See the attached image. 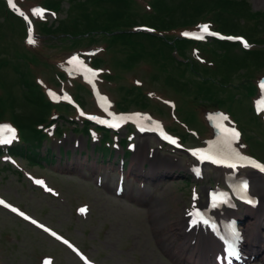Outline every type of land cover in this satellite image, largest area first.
<instances>
[{
    "label": "rangeland",
    "instance_id": "374dc122",
    "mask_svg": "<svg viewBox=\"0 0 264 264\" xmlns=\"http://www.w3.org/2000/svg\"><path fill=\"white\" fill-rule=\"evenodd\" d=\"M68 1L62 0L60 9L55 10L56 15L49 12L42 15L35 7L42 4L40 0H18L35 21L39 18L57 26L62 25L57 24L63 22L62 19L70 21L76 17L80 20V29L97 25L91 20L85 24L79 7L66 15L70 12ZM90 1L96 4H89ZM162 1L164 9L172 10L166 19L174 25L156 29L142 23L146 22L141 20L143 13L151 9L147 0H138L139 5H130V10L139 15L133 16L137 29L126 30L134 34L128 35L130 40L109 41L110 45L107 41L110 35H104L100 29L93 38L84 36L85 39L77 42L72 38L42 39L40 35L29 43L22 37V24L18 19L6 21L0 2V77L10 93V108L14 113L22 119H34L41 111L39 104L27 99L21 83L22 73L27 69L23 61L31 56L28 52H35L39 61L32 64V72L48 99L54 100L55 90L60 104H65L62 95L67 93L71 96L70 103L78 110L103 119L110 113L125 110L132 114L131 123L124 120L118 129H106L86 122L72 108L60 105L68 111L53 110L48 116L55 118L54 122L50 127L45 126L48 131L55 124L63 126L52 137L46 136L47 145L53 151L51 163L32 164L20 156L10 163L8 157H0V195L71 239L96 264H218L214 257L216 249L212 247L216 241L207 230L193 228L191 209L195 200L191 198V191H198L205 205L206 192L222 186L224 174L219 168L202 162L201 176L196 179L187 176L195 162L188 149L175 150L158 141L155 130L159 125L152 120L173 133L186 147L196 145L197 150L203 152L209 142H230L228 134L211 140L215 138L217 124L223 127L217 115H224V126L238 134L235 146L264 163V119L256 111V99L261 92L260 75L264 74V59L260 57L264 53H258V57L247 56L237 45L212 44V40L191 41L181 47L173 38L181 33L182 25L177 23L186 19L195 21V17H188L197 8L219 6L218 0ZM76 2L87 8V12L90 6H106L107 13L97 19L100 24L109 12L118 11L116 4L123 0ZM246 2L248 6L244 8L242 4L236 9L224 7L222 15L229 26L226 31L245 34L250 40L260 39V33L264 32V13L259 11H264V0ZM90 10L92 12V7ZM206 20L215 26L209 18L201 17L189 28H197L198 22ZM256 26L253 33L249 31ZM253 47L258 44L253 43ZM92 50L96 53L89 58L88 52ZM225 54L233 57L231 62L223 61ZM88 59L91 66L93 59L99 61L95 66L97 79L83 80L78 75L81 71L89 74ZM251 63L256 66L249 70L244 67ZM220 79L226 82L220 83ZM92 82L110 99L107 111H99L94 105L88 89ZM0 106L7 107L1 120L11 121L7 102ZM53 114H66L68 119ZM96 116L94 119L99 120ZM118 121L111 118L100 123L111 127V123ZM75 126L79 129L73 130ZM132 133L131 141L136 147L129 154L127 147ZM114 143L119 147L113 150ZM138 151L143 164L133 161ZM58 152L63 155L61 158ZM121 155L126 158L123 167ZM153 160L158 161L161 168L151 173L148 168ZM250 171L253 170L242 168L240 174L250 177L251 192L262 199L264 190L258 186L264 189V179ZM119 177H123L120 190L117 189ZM247 213H253V208L219 207L216 217L239 218L245 229L246 248H251L254 242L248 240L246 226L252 221L244 223L243 219ZM179 220L188 235L192 236L191 230H200L206 237L203 258L191 254L190 248L183 257H177L178 241L174 240L172 223ZM258 222L262 233L264 219L259 217ZM184 241L192 245L189 239ZM45 256H52L54 264H82L54 239L0 207V264H41ZM262 257L257 255L247 264H264Z\"/></svg>",
    "mask_w": 264,
    "mask_h": 264
},
{
    "label": "trees",
    "instance_id": "16d2710c",
    "mask_svg": "<svg viewBox=\"0 0 264 264\" xmlns=\"http://www.w3.org/2000/svg\"><path fill=\"white\" fill-rule=\"evenodd\" d=\"M2 2V13L5 15L6 21H11V18L18 19L22 24V37L26 36V30L25 25L20 17H18L12 10H10L5 2L3 0H0ZM17 4H19L18 0H16ZM42 4H35L41 5L44 8H48L50 10H58L61 7L62 0H40ZM85 2V0H83ZM149 3V6L151 7V11L143 13L141 20L146 21L142 22L145 24L152 25L154 28L159 29L162 27H166L169 25H174L169 23L168 16L172 13L171 9H164L163 1L162 0H147ZM219 6H212L210 5L208 8H197L188 18L193 19L195 17V20L203 17L205 15H210V17L214 20V22L217 24V27L222 30L226 31L228 26V20L224 19L222 13L224 11V7H231L233 9H236V7H240L242 4V7H246L247 2L246 0H218L217 1ZM138 4V0H123L122 3L116 4V9L118 10L114 13L109 12L104 19L101 20L100 24L97 23V19L99 18L100 14L107 13V7L104 5L101 6H90L92 7V12L90 8H83L79 5L76 0H69L68 4V10L69 13H66V15L72 14L74 10L77 9V7L80 9V17L83 19L84 23L87 24L90 20L93 24H97L96 26H87L85 29H80V23L79 19L72 18L70 21H67L65 19H62L63 22H57V24L62 25H53L51 23H48L47 21H38L36 23V34L43 35L45 39H53L58 37L60 40L62 39H71L75 42L79 41L80 39H85L84 36L93 38L94 34L97 33V30L100 29L104 33V35H110V39L107 38L108 44L110 45L109 41H112L113 43H116L117 40H130L128 38V35L134 34V32H128L127 29L133 27L137 24V21L134 19L135 14L132 10H130L131 4ZM89 4H96L94 1H90ZM122 5V6H121ZM215 5V4H214ZM219 7V8H217ZM213 8V9H210ZM212 11H215L214 13ZM260 14L264 13V11H259ZM256 12V13H259ZM139 16V15H138ZM72 21V22H71ZM186 22L177 23L179 25H182V27L189 26L193 24L194 21L190 22L187 19L184 20ZM71 24H67L70 23ZM258 26L252 27L249 29L250 32H254L255 28L257 29ZM71 28V29H69ZM79 28L78 30H76ZM229 30V29H228ZM96 32V33H95ZM230 32V31H228ZM234 33V32H232ZM263 35V37H260V39H256L254 41L260 42L264 44V32L260 33V35ZM63 35L64 37H62ZM80 35L81 38H78L77 36ZM174 40L180 43L181 47H184L185 44L189 43V40H186L184 38L178 37L176 34L174 35ZM214 42L219 43H226L228 45H237L239 50L243 52L244 55L247 56H254L258 57V53H264V47L263 48H254L250 50H244L242 49L238 44L228 42V41H218L215 40ZM214 42L212 44H214ZM107 44V45H108ZM74 47V46H73ZM30 54V57H26V61H23L27 69H25L22 73L21 83L25 87V93L27 96V99L30 102H35L36 104H39L41 111L38 112V114L35 116L34 119H22L20 115H17L13 112V109L10 108L12 103V100L10 99V93L3 82V80L0 77V104L7 102L8 104V111L10 113V119L16 124V126L19 129L20 137H21V143H16L15 145H12L9 149L12 153L19 154L23 156L25 159H27L30 163H38V161H46L50 162L52 151L49 147L46 149H42L43 147V141L46 138V133L38 128V124L45 123L48 119V115L50 112H52L54 105L48 100L47 96L44 92L39 88L38 83L35 81V72H32V64L37 63L39 60L37 58V55L35 52H28ZM24 56V55H23ZM237 59V57H234ZM261 59H264V56L261 55ZM227 59V60H226ZM233 57L225 54L223 61H229L231 62ZM37 61V62H36ZM222 61V62H223ZM95 63H98V60H94ZM245 68L249 70V68L256 66L255 63L251 64H244ZM220 83H224L226 81L220 79ZM9 99V100H8ZM57 107V106H56ZM57 109H59L57 107ZM7 110V107L0 106V117H2L3 112ZM2 119V118H0ZM49 122L46 123H50ZM1 153V150H0Z\"/></svg>",
    "mask_w": 264,
    "mask_h": 264
},
{
    "label": "bare ground",
    "instance_id": "6f19581e",
    "mask_svg": "<svg viewBox=\"0 0 264 264\" xmlns=\"http://www.w3.org/2000/svg\"><path fill=\"white\" fill-rule=\"evenodd\" d=\"M133 161H138V162L143 164V158L140 155V151L135 153ZM159 165H160V163H158V161H154V160L151 161L150 166L148 168V171L151 173L152 172L154 173L155 171L157 172L159 170V168H161V167H159ZM226 171H227L226 168L222 169L223 173ZM258 188L261 191L264 190V189H262L261 185H259ZM257 206H259V204ZM259 217H262L264 219V211H262L260 208L257 207L255 210H253V213H247V215H245V217L243 219H245L244 223L246 221H248L249 219L252 221V222H250L249 225H247V226L245 225L246 229L249 230L248 234H247L248 240L249 241L252 240L254 242V243H252V246L254 247L255 251L259 252V253H257L259 256H260V252H261V255H263L262 258H264V232L260 233V230H259L260 225L258 222ZM262 225H263L262 229H264V222ZM181 226H182L181 220L175 221L172 223V230L175 229L174 240L178 241V244L175 245L178 248V250H177L178 252L176 253L177 257H183L184 252L190 248L191 254L196 253V255L199 258H203L205 256V252H204L203 247L206 245L207 239L204 236V234L202 233V231H200V230L192 231L191 230L192 236H190V235H188L186 230L181 228ZM180 228H181V232H179ZM217 229H218V225L216 223L214 228L212 229V237L216 240V244H213L212 246H216V247H218L217 246L218 240H220V236H219ZM190 237L194 238V240L192 241V239ZM186 238L190 240L192 245L187 244L188 241H187V243L184 241ZM259 240H260V242H259Z\"/></svg>",
    "mask_w": 264,
    "mask_h": 264
},
{
    "label": "snow or ice",
    "instance_id": "6c2138e0",
    "mask_svg": "<svg viewBox=\"0 0 264 264\" xmlns=\"http://www.w3.org/2000/svg\"><path fill=\"white\" fill-rule=\"evenodd\" d=\"M202 31L207 32V31H208L207 26H204V28L202 29ZM184 35H188V34H187V33H184ZM198 38H202V37H198ZM32 42H33V41H32L31 39H29V43H32ZM242 43H244V46H245V47H248L247 42L242 41ZM73 59H75V58H73ZM262 86H264V85H262ZM233 135L236 136V135H238V134H237V133H233ZM0 203H2V201H0ZM13 211H16V210L13 209ZM81 211H84V209H81ZM25 219H28V217H25ZM33 223H35V221H33ZM45 230L47 231V229H45ZM53 235H55V234L53 233Z\"/></svg>",
    "mask_w": 264,
    "mask_h": 264
}]
</instances>
